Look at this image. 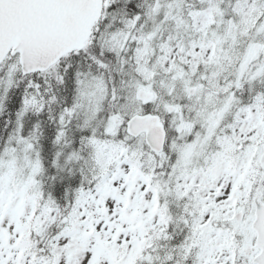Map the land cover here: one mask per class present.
<instances>
[{"label": "snow or ice", "instance_id": "snow-or-ice-1", "mask_svg": "<svg viewBox=\"0 0 264 264\" xmlns=\"http://www.w3.org/2000/svg\"><path fill=\"white\" fill-rule=\"evenodd\" d=\"M0 264H264V0H0Z\"/></svg>", "mask_w": 264, "mask_h": 264}]
</instances>
